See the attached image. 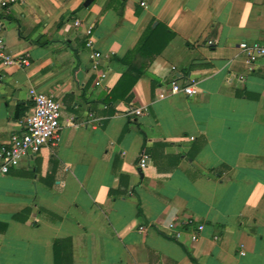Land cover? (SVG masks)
I'll list each match as a JSON object with an SVG mask.
<instances>
[{
  "label": "crops",
  "instance_id": "crops-1",
  "mask_svg": "<svg viewBox=\"0 0 264 264\" xmlns=\"http://www.w3.org/2000/svg\"><path fill=\"white\" fill-rule=\"evenodd\" d=\"M158 23L161 52L123 63ZM0 37L26 60L0 67V146L30 89L62 106L56 144L0 173V264H264V58L238 49L264 46V0H17ZM123 75L131 89L106 103ZM174 80L196 93L170 94ZM174 218L204 231L174 241Z\"/></svg>",
  "mask_w": 264,
  "mask_h": 264
},
{
  "label": "built area",
  "instance_id": "built-area-1",
  "mask_svg": "<svg viewBox=\"0 0 264 264\" xmlns=\"http://www.w3.org/2000/svg\"><path fill=\"white\" fill-rule=\"evenodd\" d=\"M16 3L17 0H0V9H7ZM80 26V21H74V27L78 28ZM84 34L87 37L85 46L91 50V68L97 70L101 54L93 49V27H87ZM207 44L210 45L212 42ZM238 49L246 66H250L259 59L264 58V46L258 43L242 42L239 44ZM16 64H26V60L22 56L12 57L7 54L4 50V41L0 37V67L6 68ZM105 78L106 74L100 73L94 85L101 86ZM169 88L170 94H183L192 97L196 93L194 87L190 85L181 86L176 80L169 83ZM29 96L33 103V112L19 121V132L10 135L8 141L0 146L1 174L7 173L11 168L19 167L25 159L35 157L42 147L53 146L58 141V134L61 130V104L52 95H46L34 89H30ZM164 97L163 94L159 96V98ZM145 113L146 109L141 108L132 111L130 114L142 116ZM148 162V155L142 153L139 156L137 166L140 170H143L147 168ZM204 228L203 224H198L192 219L177 222V219L174 218L163 227V232L168 234L174 241H178L184 233H187L190 241L196 242Z\"/></svg>",
  "mask_w": 264,
  "mask_h": 264
},
{
  "label": "trees",
  "instance_id": "trees-1",
  "mask_svg": "<svg viewBox=\"0 0 264 264\" xmlns=\"http://www.w3.org/2000/svg\"><path fill=\"white\" fill-rule=\"evenodd\" d=\"M173 37V34L170 33L164 26L160 25L159 23L151 29V27L146 30L140 40L138 45L134 48L133 51L128 53L124 59L121 61L123 63L126 62L129 57L135 53L139 55H147L148 52L151 53V57L157 55L161 52V50L164 48V46L169 42V40ZM130 78L129 75H123L117 82V84L111 89L109 93V97L106 99V103H111L115 100H117L119 97L122 98L125 96L128 91L131 89L132 84L134 83V79L131 81V85L129 87H125V90L122 95L119 96V90L123 88V85L125 84V79Z\"/></svg>",
  "mask_w": 264,
  "mask_h": 264
}]
</instances>
